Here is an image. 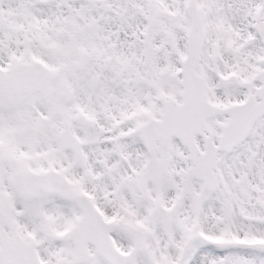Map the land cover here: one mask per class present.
Segmentation results:
<instances>
[{"label": "snow or ice", "instance_id": "snow-or-ice-1", "mask_svg": "<svg viewBox=\"0 0 264 264\" xmlns=\"http://www.w3.org/2000/svg\"><path fill=\"white\" fill-rule=\"evenodd\" d=\"M0 264H264V0H0Z\"/></svg>", "mask_w": 264, "mask_h": 264}]
</instances>
